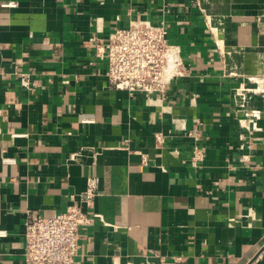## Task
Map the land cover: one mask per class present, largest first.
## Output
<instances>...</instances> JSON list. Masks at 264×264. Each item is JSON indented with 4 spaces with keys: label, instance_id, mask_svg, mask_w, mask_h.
Listing matches in <instances>:
<instances>
[{
    "label": "crops",
    "instance_id": "obj_1",
    "mask_svg": "<svg viewBox=\"0 0 264 264\" xmlns=\"http://www.w3.org/2000/svg\"><path fill=\"white\" fill-rule=\"evenodd\" d=\"M138 18L188 68L161 100L95 55ZM88 177L74 264H264V0H0V264H23L27 210L57 214Z\"/></svg>",
    "mask_w": 264,
    "mask_h": 264
},
{
    "label": "built area",
    "instance_id": "obj_2",
    "mask_svg": "<svg viewBox=\"0 0 264 264\" xmlns=\"http://www.w3.org/2000/svg\"><path fill=\"white\" fill-rule=\"evenodd\" d=\"M94 42L95 55L105 61V75L114 89L129 94L141 92L148 100L155 97L161 100L172 83L188 74L181 48L169 41L168 26L163 19L130 20L126 26L115 27L104 40L95 37ZM29 83L28 75L22 73L21 84ZM257 117V112H253L252 119ZM200 125L195 118L187 134L198 140ZM163 139L161 133L156 134L158 143ZM124 143L128 145V140ZM95 194L96 178L88 177L79 199L71 196L57 214L35 215L27 210L23 223V264H74L80 231L89 223L90 216L96 215L89 210ZM3 235L5 231L0 230V236Z\"/></svg>",
    "mask_w": 264,
    "mask_h": 264
}]
</instances>
